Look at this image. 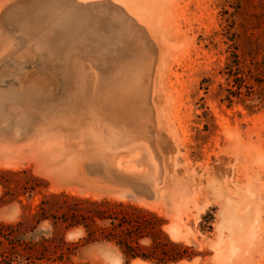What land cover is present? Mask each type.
I'll use <instances>...</instances> for the list:
<instances>
[{"label":"rangeland","instance_id":"rangeland-1","mask_svg":"<svg viewBox=\"0 0 264 264\" xmlns=\"http://www.w3.org/2000/svg\"><path fill=\"white\" fill-rule=\"evenodd\" d=\"M104 197L196 253L167 264H264V0H0V221L50 239L0 257L132 264L61 220Z\"/></svg>","mask_w":264,"mask_h":264},{"label":"trees","instance_id":"trees-1","mask_svg":"<svg viewBox=\"0 0 264 264\" xmlns=\"http://www.w3.org/2000/svg\"><path fill=\"white\" fill-rule=\"evenodd\" d=\"M80 201L83 203H81L79 209H74L70 213H63L61 220L66 228L82 226L86 233L84 237L86 242H112L128 258H141L157 264L176 262L182 258H191L196 255V253H189V249L186 247L181 249L182 244L180 242L170 240L162 229L163 218L153 212L146 211L154 218L151 222L149 218L142 219L138 215L131 216L125 210L119 208L128 205V207L137 209L136 206L118 203V206L114 207L116 202L109 198H84ZM47 218V215L41 213L36 223L38 224ZM17 225L20 226V223H17ZM41 238V242H38L39 240H27L23 236V232L16 228L14 224L0 221V246L7 243L15 250H19L17 246L21 247L19 254L23 252L21 256L25 257L24 259L27 262L32 257L35 260L45 258L44 255L42 256L43 252L37 254V250L44 251L47 248L45 242L50 239L45 238L43 235ZM36 245H40L41 248H35ZM73 252V247L68 246L61 250V258ZM2 255L3 251L0 252V256ZM14 260L15 257L4 255L0 257V264L4 262L11 264Z\"/></svg>","mask_w":264,"mask_h":264},{"label":"bare ground","instance_id":"bare-ground-1","mask_svg":"<svg viewBox=\"0 0 264 264\" xmlns=\"http://www.w3.org/2000/svg\"><path fill=\"white\" fill-rule=\"evenodd\" d=\"M166 229H168L170 235L172 236V238L177 239L178 238V228L173 226L172 224H169L166 226ZM197 263V259H193L192 261H186L183 260L181 262H179V264H196ZM132 264H156L147 260H143L141 258H134L132 260Z\"/></svg>","mask_w":264,"mask_h":264}]
</instances>
